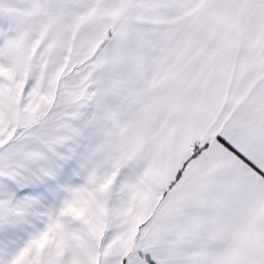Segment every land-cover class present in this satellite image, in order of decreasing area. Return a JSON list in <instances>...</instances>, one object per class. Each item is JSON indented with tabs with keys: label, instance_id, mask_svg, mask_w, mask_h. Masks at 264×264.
Listing matches in <instances>:
<instances>
[{
	"label": "snow or ice",
	"instance_id": "6c2138e0",
	"mask_svg": "<svg viewBox=\"0 0 264 264\" xmlns=\"http://www.w3.org/2000/svg\"><path fill=\"white\" fill-rule=\"evenodd\" d=\"M0 264H264V0H0Z\"/></svg>",
	"mask_w": 264,
	"mask_h": 264
}]
</instances>
